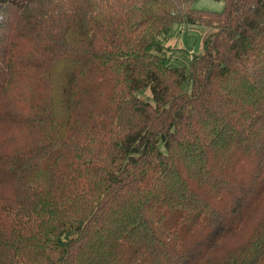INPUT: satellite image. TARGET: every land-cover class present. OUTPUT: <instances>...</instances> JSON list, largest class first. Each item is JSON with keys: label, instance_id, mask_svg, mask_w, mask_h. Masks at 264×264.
<instances>
[{"label": "trees", "instance_id": "1", "mask_svg": "<svg viewBox=\"0 0 264 264\" xmlns=\"http://www.w3.org/2000/svg\"><path fill=\"white\" fill-rule=\"evenodd\" d=\"M195 2L0 0V264H264V0Z\"/></svg>", "mask_w": 264, "mask_h": 264}, {"label": "rangeland", "instance_id": "2", "mask_svg": "<svg viewBox=\"0 0 264 264\" xmlns=\"http://www.w3.org/2000/svg\"><path fill=\"white\" fill-rule=\"evenodd\" d=\"M194 7L203 10L220 11L223 7V0H196ZM214 31L212 27L184 24L175 29L172 35L164 40V45L178 54L179 48H186V54L190 56L201 49L205 37ZM144 95H148L147 92Z\"/></svg>", "mask_w": 264, "mask_h": 264}]
</instances>
